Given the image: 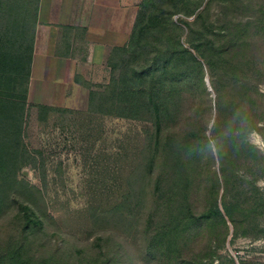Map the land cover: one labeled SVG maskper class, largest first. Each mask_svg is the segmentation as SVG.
<instances>
[{
	"label": "rangeland",
	"instance_id": "rangeland-1",
	"mask_svg": "<svg viewBox=\"0 0 264 264\" xmlns=\"http://www.w3.org/2000/svg\"><path fill=\"white\" fill-rule=\"evenodd\" d=\"M153 1L157 6H150V11L159 8L172 14L179 25L174 33L181 35L185 46H189V28L181 20L193 21L201 11L208 17L209 31L220 30L225 22L241 33V59L247 74L241 82L248 90L230 87L219 68L205 67L210 94L202 120L212 145L200 160L204 166L198 170L194 193L201 211L216 182L219 203L224 198L235 203L237 219L231 222L226 217L227 225L219 224L210 239L196 240L195 247L205 250L212 244L217 250L204 256L202 264H264V0ZM113 76L111 72L107 83L87 89L105 92ZM89 99L90 93L72 107L55 105L59 110L50 112L46 120L37 107H29L24 131L29 163L13 166L9 197L0 204V264H6L14 252L32 258L31 264L42 259L52 264H159L149 257L145 236L157 174L156 170L151 174L146 163L152 152L153 126L89 112ZM192 117L188 113L176 129H189ZM216 124L223 136L234 133L240 140L244 136L253 148L237 152L233 160L227 156L222 163L213 139ZM24 169L29 170V178L23 175ZM126 194L123 211L112 212L114 200ZM18 198L31 204L43 226H24Z\"/></svg>",
	"mask_w": 264,
	"mask_h": 264
},
{
	"label": "trees",
	"instance_id": "trees-1",
	"mask_svg": "<svg viewBox=\"0 0 264 264\" xmlns=\"http://www.w3.org/2000/svg\"><path fill=\"white\" fill-rule=\"evenodd\" d=\"M150 6L157 5L153 0H144L129 43L112 50L108 63L114 76L105 92L89 90L88 111L153 126L152 152L146 163L148 171L153 174L156 170L157 174L145 219L146 250L159 264H202L204 256L217 250L211 248L212 244H207L205 250L196 249V240L205 236L210 239L219 224L227 225L226 217L236 222L238 211L237 205L226 198L219 203L216 182L211 184L203 210L199 211L194 201L198 170L204 166V160L202 163L200 160L206 158L212 145L202 120L210 94L205 67L219 68L220 76L229 79L230 87L248 90L247 84L241 82L242 76H247L241 59V33L225 22L220 30L209 31L208 17L201 11L193 21L181 20L189 28V46H185L181 35L174 33L179 25L172 14L159 8L150 11ZM38 8L39 0H0V204L9 197L13 166L21 168L29 163L24 142L29 107H37L42 120L59 110L52 105L29 102ZM212 87L218 90L213 82ZM218 96L220 102L221 95ZM188 113L193 115V123L184 132L179 131L176 127ZM218 125L213 129V139L222 163L227 156L233 160L237 152L253 148L247 146L244 136L241 140L234 133L223 136ZM222 174L228 181L227 172L223 170ZM125 203L127 194L117 197L112 212L123 211ZM18 207L26 228L44 225L26 199L18 198ZM8 257L6 264L32 261L22 253L14 252ZM38 264L52 263L42 259Z\"/></svg>",
	"mask_w": 264,
	"mask_h": 264
},
{
	"label": "crops",
	"instance_id": "crops-1",
	"mask_svg": "<svg viewBox=\"0 0 264 264\" xmlns=\"http://www.w3.org/2000/svg\"><path fill=\"white\" fill-rule=\"evenodd\" d=\"M143 2L39 0L30 101L72 107L107 83L112 50L129 43Z\"/></svg>",
	"mask_w": 264,
	"mask_h": 264
},
{
	"label": "water",
	"instance_id": "water-1",
	"mask_svg": "<svg viewBox=\"0 0 264 264\" xmlns=\"http://www.w3.org/2000/svg\"><path fill=\"white\" fill-rule=\"evenodd\" d=\"M208 84H209V83H208ZM22 173H23V175H24V176H26L27 178H29V177H30L29 170H27V169H24V170L22 171Z\"/></svg>",
	"mask_w": 264,
	"mask_h": 264
}]
</instances>
